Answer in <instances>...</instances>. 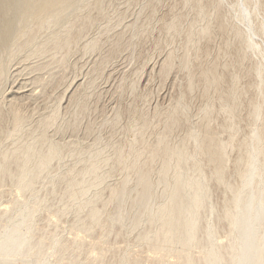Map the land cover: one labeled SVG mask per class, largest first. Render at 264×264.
Wrapping results in <instances>:
<instances>
[{"label":"bare ground","instance_id":"obj_1","mask_svg":"<svg viewBox=\"0 0 264 264\" xmlns=\"http://www.w3.org/2000/svg\"><path fill=\"white\" fill-rule=\"evenodd\" d=\"M223 1H210L211 8L220 9ZM89 3V0H0V92L9 64L20 53L27 56L52 53L54 59V54L69 50L82 31L92 25L93 19L86 13ZM234 3L228 12L232 17L230 23L220 21L218 27L232 31L237 60L248 53L255 58L251 68L255 91L247 113L249 126L235 145L237 74H230V83H234L223 88L225 77L215 64L206 66L197 81L201 80L211 90L217 87L221 90L222 86L217 98L220 105L215 109L206 102L201 108V124L184 127L176 141L171 131L188 117V106L183 100L166 112L163 126L153 141L147 144L145 132L142 134L149 126L145 118L130 125L137 133L134 142L111 147L110 154L97 147L79 149L77 143L53 141L46 129L55 121V114L51 113L50 119H43L32 129H25L24 117L13 113L7 125L0 108V185L10 183L17 192L16 200L10 198L12 202H7L6 208L0 207V264H144L145 261L132 257L130 244L139 247V252L157 254L152 264H264V42L261 45L254 41L256 36L264 38L263 8L259 0ZM93 6L101 9L99 2ZM192 6L195 16L189 34L196 29L197 21L211 16L205 6ZM78 18L80 23H76ZM206 21L200 25L199 40L209 35L211 23L209 19ZM178 24L179 19H173L166 31L178 32ZM187 38L188 44L198 40L197 36ZM97 43L92 40L84 50H94ZM169 57L164 62L165 68L171 62ZM188 57L186 51L180 60L185 68ZM59 64L62 66L63 62ZM12 73L17 74V70ZM195 81L190 78L189 90L195 87ZM23 85L24 82L20 84ZM79 86L78 81L71 84L68 95ZM19 90L20 87L11 86L4 93L10 107L13 100L35 96L34 91ZM216 114L224 115L225 122L220 128L228 134L226 139H220L210 129ZM232 147L235 155L230 160L227 155ZM66 157L73 159L69 168L61 166ZM55 172L58 176L51 177ZM115 173L121 175L120 182L107 187L106 180ZM42 183L52 185L50 197L57 198V206L65 210L49 208L54 206L47 204L49 193L40 197L35 186ZM58 187L61 190L56 195ZM213 188L225 192L220 204L211 201L208 191ZM104 191H108L106 196L102 195ZM19 194L21 199H17ZM43 214L47 215L44 225L38 222ZM69 215L73 216L68 227L72 237L66 238L57 218ZM122 233L123 242L127 243L123 249L116 247L114 241ZM132 234L133 240L128 239ZM83 254L85 257L81 259ZM109 256L111 260L106 261Z\"/></svg>","mask_w":264,"mask_h":264},{"label":"rangeland","instance_id":"obj_2","mask_svg":"<svg viewBox=\"0 0 264 264\" xmlns=\"http://www.w3.org/2000/svg\"><path fill=\"white\" fill-rule=\"evenodd\" d=\"M186 1L89 0L90 7L86 13L93 19L92 25L82 31L76 43L69 50L54 54L55 60L52 58L53 56H50L52 53L27 56L25 52H22L9 64L8 76L2 82L0 92V108L7 118V125H9L11 114L17 112L26 120L25 129H32L36 123L43 119H50L53 116L52 113L56 115L55 121L50 123L46 133L48 137L53 138V141L57 143L61 141V144L66 143V145L67 143L68 145L77 143L78 148L81 146L79 149H86L90 146L97 147L104 149V154H110L113 147L127 146L134 142L137 133L130 125H137L145 118L148 120L149 126L142 134L144 135L145 132L144 137L147 144L153 141L163 126L166 112L174 107L178 100H183L182 102L185 101L188 106V117L181 126L172 129L171 136L173 141H176L182 136L186 126L197 127L201 124V108L206 102L212 103L211 106L213 105L215 109L220 105L217 98L218 91L222 90V86L220 85L221 90L218 87L214 88L215 91L213 88L212 90L211 88L207 89L205 85H202L204 83L201 80L197 81L206 66L215 64L218 71L225 77L223 88L225 85L234 83L233 81L230 83V74H237L235 84L238 88L237 92L239 91L236 120L238 133L233 139L235 145L248 129V105L255 91L254 78L251 74L255 58L248 53L245 57L240 58L241 60H237L235 49L237 45L232 31L230 28L220 30L218 27L220 21L226 25L230 23L232 17L228 12L236 0H224V4L218 10L211 8L210 1L212 0H191L192 3ZM259 1L263 8L261 14L264 17V0ZM96 2L101 4V9L93 6ZM192 5L205 6L203 8H206L209 14L211 13V16L206 18L211 23L209 35L200 40L198 38L202 27L200 25L207 21L206 19L197 21L194 24V28H196L193 29L194 34L193 32L189 34L188 29L195 16ZM175 18L179 19V30L173 34L168 33L166 27ZM224 18H226V22ZM77 20L76 23L81 22L79 18ZM132 27L135 31L132 30ZM188 35L192 38L197 36L198 40L188 44ZM92 40L98 42L97 47L92 51H85L84 47ZM254 41L263 45L264 38L256 36ZM186 51L189 55V63L185 68L180 65V60ZM169 55L171 62L165 68L166 63L164 64V62ZM61 61L63 62L62 66L59 64ZM14 70H17V74L12 73ZM191 77L196 80V85L192 90H189L188 83ZM75 81L80 82V86L70 96L68 89ZM22 82L24 85L21 87ZM11 86L20 87L19 92L34 91L35 96L13 100V105L10 107L8 100L4 99V93ZM224 122L222 114H216L211 120L210 129L216 132L220 139H226L228 136L226 131L220 128ZM9 143L10 141L7 142V144ZM228 153L227 157L231 160L235 155V147L229 149ZM72 160V158L66 157L61 166L69 168L73 164ZM53 167L56 171V167L54 165ZM228 168H230V162ZM55 173L51 177H57L58 175ZM120 180L119 173L112 174L106 180V186L114 187ZM35 186L40 190V197L49 193L52 187L46 183ZM0 187L2 194L0 207L2 206L3 210L4 207H7V202H12L11 200L14 198L16 200L14 196L17 192L10 183H5ZM45 190L47 191L45 192ZM60 190L58 187L56 195L60 194ZM107 194L108 191L102 193L103 196ZM208 194L212 196V203L220 204L221 197L225 192L220 188H213L208 191ZM20 195H17V199L21 197ZM46 196L47 204L54 205L49 207H52V210L66 209L58 207V199L50 197V193ZM1 209L0 211H2ZM46 216L45 214L40 215L38 222L44 225ZM216 218L217 216L212 217L213 220ZM57 219H59L57 220L59 228H62L61 231L65 233L63 235L66 238H71L72 235L68 232L73 216H61ZM58 229L57 231H60ZM135 234L130 235L128 239L133 240ZM95 235L98 236V233ZM116 235V233L112 235L110 240L112 241ZM122 238L123 233L119 234L114 241L116 247L123 249L127 247V243L123 242ZM131 245L133 244H130L128 249L130 252L134 251L131 253L132 257L145 261L144 264H152V261L157 258V254L139 252V247ZM193 254L196 257H202L198 253ZM83 255L80 257L81 259L85 257ZM110 258L111 256L106 261L111 260ZM169 259L173 260L174 258Z\"/></svg>","mask_w":264,"mask_h":264}]
</instances>
